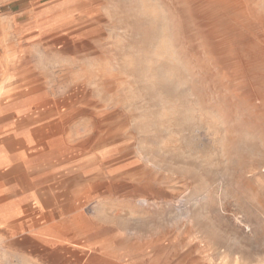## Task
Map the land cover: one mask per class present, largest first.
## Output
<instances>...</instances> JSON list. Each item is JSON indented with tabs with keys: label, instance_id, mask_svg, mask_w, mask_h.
Listing matches in <instances>:
<instances>
[{
	"label": "rangeland",
	"instance_id": "rangeland-1",
	"mask_svg": "<svg viewBox=\"0 0 264 264\" xmlns=\"http://www.w3.org/2000/svg\"><path fill=\"white\" fill-rule=\"evenodd\" d=\"M38 122L76 245L0 264H264V0H0V127Z\"/></svg>",
	"mask_w": 264,
	"mask_h": 264
},
{
	"label": "crops",
	"instance_id": "crops-1",
	"mask_svg": "<svg viewBox=\"0 0 264 264\" xmlns=\"http://www.w3.org/2000/svg\"><path fill=\"white\" fill-rule=\"evenodd\" d=\"M39 124L0 127V251L11 244L18 252L48 254L41 259L51 260L76 245L75 200L56 193L55 151L40 146Z\"/></svg>",
	"mask_w": 264,
	"mask_h": 264
},
{
	"label": "bare ground",
	"instance_id": "bare-ground-1",
	"mask_svg": "<svg viewBox=\"0 0 264 264\" xmlns=\"http://www.w3.org/2000/svg\"><path fill=\"white\" fill-rule=\"evenodd\" d=\"M3 215V214H2Z\"/></svg>",
	"mask_w": 264,
	"mask_h": 264
}]
</instances>
